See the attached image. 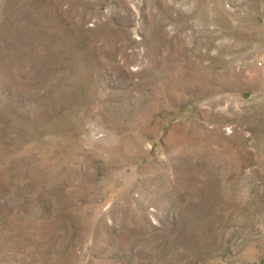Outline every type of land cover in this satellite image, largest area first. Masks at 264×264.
<instances>
[{
	"label": "rangeland",
	"instance_id": "rangeland-1",
	"mask_svg": "<svg viewBox=\"0 0 264 264\" xmlns=\"http://www.w3.org/2000/svg\"><path fill=\"white\" fill-rule=\"evenodd\" d=\"M0 264H264V0H0Z\"/></svg>",
	"mask_w": 264,
	"mask_h": 264
}]
</instances>
